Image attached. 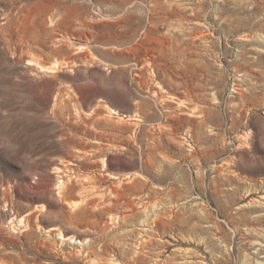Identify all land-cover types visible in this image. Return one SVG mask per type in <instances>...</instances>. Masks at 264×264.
Wrapping results in <instances>:
<instances>
[{
  "label": "rangeland",
  "instance_id": "rangeland-1",
  "mask_svg": "<svg viewBox=\"0 0 264 264\" xmlns=\"http://www.w3.org/2000/svg\"><path fill=\"white\" fill-rule=\"evenodd\" d=\"M88 258L264 264V0H0V264Z\"/></svg>",
  "mask_w": 264,
  "mask_h": 264
},
{
  "label": "bare ground",
  "instance_id": "bare-ground-1",
  "mask_svg": "<svg viewBox=\"0 0 264 264\" xmlns=\"http://www.w3.org/2000/svg\"><path fill=\"white\" fill-rule=\"evenodd\" d=\"M196 24L201 25L200 22L195 21ZM201 33V32H200ZM202 34V33H201ZM31 64L35 65V67L39 70V71H43V72H55L56 70L59 69V67L61 66V63H59L58 61H54L52 64L50 65H43L38 63L36 60L34 61L33 59L31 60ZM146 62L148 64L151 63L150 58H146ZM109 114L116 112L114 109H112L111 107H107ZM112 115V114H111ZM73 162H69L67 164L64 165V167L60 166V163H55L53 166V172L56 173V187L58 189L57 193L60 195L61 191L63 190V188H65L71 178L72 175H70L71 173L69 172H74L73 169H69V164H72ZM103 163V162H102ZM74 177H76L77 175H73ZM131 179V178H130ZM110 190H114V188L111 186L109 188ZM100 196V199L102 201H112L113 199L110 198L108 196V194H102L100 192H98V194ZM85 199H80V200H73V201H67V204L70 205L72 208H78L80 207V205L84 202ZM6 201V200H5ZM98 205V203H97ZM154 207H156V205L154 204ZM153 207V208H154ZM155 211V215H157V211L156 208H154ZM203 213V210L201 211ZM15 218H17V213L14 215ZM108 219H110V221L112 223L118 222L120 219V215L117 212H112L109 214ZM23 217L21 216L19 221H22ZM147 221V220H144ZM60 228L56 225H50L47 229V231H50L52 233H57L58 234V238H61L63 240H69L72 243H83V240H86V242L88 241V238H78L77 236H75V234H67L65 235L62 231H59ZM58 231V232H56ZM257 243V242H255ZM261 244V243H260ZM155 263L157 262V257H155ZM88 264H95V262H98V260L96 258H88ZM102 263V262H101ZM102 264H124L123 263V259H119V258H112L111 260H108L107 263H102Z\"/></svg>",
  "mask_w": 264,
  "mask_h": 264
}]
</instances>
